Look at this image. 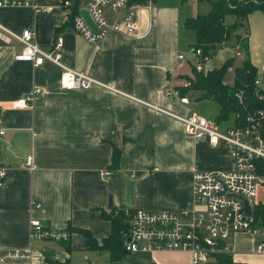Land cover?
Listing matches in <instances>:
<instances>
[{
	"label": "crops",
	"instance_id": "crops-1",
	"mask_svg": "<svg viewBox=\"0 0 264 264\" xmlns=\"http://www.w3.org/2000/svg\"><path fill=\"white\" fill-rule=\"evenodd\" d=\"M89 1L82 0L79 12ZM34 2L36 8H0V127L5 129L0 133V165L9 168L0 185V248L33 249L32 260L9 264H52L49 257L76 264L77 254L90 264H192L191 254L181 250L126 252L112 260L104 244H115L110 240L115 230L121 236L125 233L123 227L114 226V210H191L195 170L234 168L235 158L225 140L208 135L197 140L177 117L197 112L216 121L219 112L213 99L193 90L197 57L192 48L181 47L182 35L193 38L183 26L187 16L183 13L188 8L191 12L197 0H155L152 8L138 11L136 35L110 33L97 45L74 30L70 9L61 0ZM126 14V10L106 9L112 21ZM248 23L250 59L257 67L258 87L264 90V53H256L254 41L257 33L264 40V12H252ZM27 28L34 30L35 43L44 49H51L62 35L64 64L102 84L65 90L57 64L46 61L35 67L16 59L24 44L13 33ZM233 44L232 48L224 44L217 56L211 55L203 72L236 58V38ZM180 52L184 60H179ZM258 64L263 69L258 70ZM229 73L232 82L228 78L225 82L233 84L235 74ZM35 85L44 92L34 108L13 107ZM171 88L181 90L189 103L168 96L166 90ZM217 124L223 130L234 126L231 121ZM115 147L120 150V163L112 168ZM29 156L34 169L26 164ZM109 170L112 173L105 174ZM129 179L135 183L133 205L127 203ZM261 194L264 186L258 189L254 208L264 206L258 202ZM32 218L47 228L70 230V239L32 241ZM262 241L264 225L236 233L231 239L234 261L264 264V255L256 250Z\"/></svg>",
	"mask_w": 264,
	"mask_h": 264
},
{
	"label": "built area",
	"instance_id": "built-area-1",
	"mask_svg": "<svg viewBox=\"0 0 264 264\" xmlns=\"http://www.w3.org/2000/svg\"><path fill=\"white\" fill-rule=\"evenodd\" d=\"M155 0H90L86 6L94 24L86 20L81 12L73 19V28L89 43L97 45L110 33L134 36L138 32L137 13L140 9L152 8ZM64 6H71V1H61ZM5 6H33L34 0H0V8ZM106 9L114 12L126 10L127 14L120 21H112L106 15ZM24 44L23 50L15 57L31 62L35 67L46 61L61 67L60 85L65 90L89 89L102 83L84 71L64 64L62 49L64 38L58 35L51 49H44L35 43L34 30L27 28L14 34ZM236 58L242 59L240 45L236 46ZM197 60L196 71H204V65L210 60L201 48L193 49ZM184 60V52L178 54ZM229 71H235L231 66ZM258 86L259 81L255 80ZM44 89L35 85L26 96L13 102L15 108H34L35 100ZM171 97H178L182 103H189L178 88L166 90ZM239 102H244V92H237ZM185 124L186 131L195 139L210 136L225 140L234 155L235 165L230 170H195L193 173V195L195 207L191 210H151L146 208L126 207L114 210L113 215L121 218L128 225L123 236V246L127 252L138 251H188L192 264H210L218 253H232V237L238 232L250 233L255 229L254 206L260 186H264V175L257 169V160L264 159V110L259 109L246 115L244 124L223 130L215 120L192 112L188 116H177ZM0 133L5 129L0 127ZM27 166L35 168L32 156L27 158ZM9 168L0 165V185L5 183ZM106 171L105 174H111ZM252 213L246 211V202ZM41 207V204H37ZM71 237L69 230H56L43 226L37 218L30 221V238L32 241L53 240L67 241ZM256 250L264 255V241ZM33 249L6 250L0 248V264L30 261ZM51 264V263H49Z\"/></svg>",
	"mask_w": 264,
	"mask_h": 264
},
{
	"label": "trees",
	"instance_id": "trees-1",
	"mask_svg": "<svg viewBox=\"0 0 264 264\" xmlns=\"http://www.w3.org/2000/svg\"><path fill=\"white\" fill-rule=\"evenodd\" d=\"M66 1V0H61ZM71 1L70 18L74 19L80 10L82 0ZM187 0H183V3ZM209 2L211 5L210 11L204 14L193 16H185L183 26L191 34L192 43L189 47L192 49L201 48L204 53L211 54L224 45L235 34L237 44L240 45L243 58H233L228 60L222 67L208 71H196L195 78L191 82L194 91H202L204 98H211L219 106V112L216 116V121L226 122L231 121L232 125L237 126L245 123L246 115L250 112H255L259 109L264 110V90L260 89L256 83L257 67L251 62L249 57V34L250 29L246 23L249 15L257 10L264 12V0H197V2ZM66 7V6H65ZM228 14L235 15L236 21L233 24H227L225 19ZM243 27V36L237 31ZM185 35V34H184ZM187 37V36H186ZM231 66L235 67L234 83H226L225 76L229 72ZM244 92V102L241 104L237 97V92ZM264 134V124L262 128ZM120 163V150L115 147L112 156V168H117ZM258 172L264 175V159L257 160ZM255 225H264V206H258L254 209ZM114 218V226L118 229L123 227V230L128 229L122 222L121 218ZM70 231V230H69ZM87 236L90 234L84 230ZM71 232V231H70ZM124 236V235H123ZM123 236L118 230H115L112 240L115 244H104L110 249L112 260L118 259L122 253L127 251L123 246ZM67 248L70 249L68 246ZM52 264H70L69 259L65 261H53L49 257ZM211 264H245L236 262L233 259L232 253H218L214 255Z\"/></svg>",
	"mask_w": 264,
	"mask_h": 264
},
{
	"label": "rangeland",
	"instance_id": "rangeland-1",
	"mask_svg": "<svg viewBox=\"0 0 264 264\" xmlns=\"http://www.w3.org/2000/svg\"><path fill=\"white\" fill-rule=\"evenodd\" d=\"M83 1H85V0H83ZM193 5V9H192V11L190 12L189 11V8L183 13V15H191V13H192V15H196V14H204V13H208L209 11H210V8H211V6H210V3L209 2H195V3H193L192 4ZM225 21H226V23L227 24H233L235 21H236V16L235 15H231V14H228L227 16H226V19H225ZM249 23H248V21H247V23H246V25H247V27L249 28V25H248ZM244 28L243 27H241V28H239V30L237 31L238 33H240L241 34V36H243V33H244ZM250 31V30H249ZM182 37H183V41H182V50H185V51H188L189 50V44H190V42H191V44L192 43H194L192 40L190 41L189 39L187 40V37L185 36V35H182ZM235 34L231 37V40L230 41H227L225 44L227 45V48H232V46H234V40H235ZM254 41H255V43H256V53H259L260 55L262 54V53H264V46H263V41L264 40H262V35H260V34H256L255 36H254ZM220 50V49H219ZM219 50L217 49L215 52H212V56H214V55H216V54H218L219 53ZM218 52V53H217ZM255 53V54H256ZM249 57H250V48H249ZM217 56V55H216ZM263 57V56H262ZM259 59L261 60V58L259 57ZM259 66H258V70L259 69H263L262 67V65L261 64H258ZM225 78H228V82H232V79H231V75H230V73L228 74V75H226V77ZM216 102V101H215ZM217 105H218V103H217ZM217 107V106H216ZM218 108H219V106H218ZM204 112H206V113H208V110L207 109H205L204 110ZM260 200H258V202L259 201H262L263 203H264V194H261V195H259V197H258ZM75 258H76V264H90L87 260H85L84 259V257H83V255H81V254H77V255H75ZM213 262V260H211L209 263L211 264ZM93 264H96V262H92ZM103 264H106V263H103Z\"/></svg>",
	"mask_w": 264,
	"mask_h": 264
},
{
	"label": "water",
	"instance_id": "water-1",
	"mask_svg": "<svg viewBox=\"0 0 264 264\" xmlns=\"http://www.w3.org/2000/svg\"><path fill=\"white\" fill-rule=\"evenodd\" d=\"M81 13L83 14V16L86 18V20L92 25V27L95 29V30H97V27H96V25L94 24V22H93V20H92V18H91V16H90V14H89V12H88V10H87V8H83L82 10H81ZM196 71V68L194 67L193 68V72H195ZM134 180H132V179H129V182H128V189H127V203L129 204V205H133L134 203H133V201H134ZM130 200H132V201H130ZM111 202V201H110ZM246 202V211L248 212V214H251L252 213V210H251V207H250V205L248 204V202L247 201H245ZM111 204V203H110Z\"/></svg>",
	"mask_w": 264,
	"mask_h": 264
}]
</instances>
